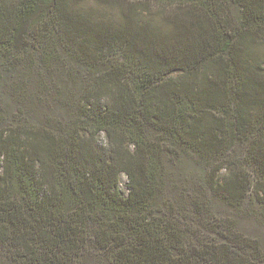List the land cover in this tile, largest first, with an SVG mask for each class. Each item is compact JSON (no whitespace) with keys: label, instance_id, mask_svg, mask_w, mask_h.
<instances>
[{"label":"trees","instance_id":"trees-1","mask_svg":"<svg viewBox=\"0 0 264 264\" xmlns=\"http://www.w3.org/2000/svg\"><path fill=\"white\" fill-rule=\"evenodd\" d=\"M27 40L49 43V128L0 126L10 264H264L215 208L252 191L264 217V0H0V57ZM237 140L263 180L226 164Z\"/></svg>","mask_w":264,"mask_h":264},{"label":"rangeland","instance_id":"rangeland-1","mask_svg":"<svg viewBox=\"0 0 264 264\" xmlns=\"http://www.w3.org/2000/svg\"><path fill=\"white\" fill-rule=\"evenodd\" d=\"M109 12L111 13L112 10ZM112 14L116 15V12H112ZM47 46H49L48 42L39 44L38 41L27 40L12 57H0V113L2 114L0 126L4 129L20 125H38L49 128V62L42 55ZM263 47L264 45H262ZM9 85L12 87L10 88ZM246 154V146L237 140L228 153L226 164L229 161H233L235 164L245 163L243 158ZM184 157L191 163L192 155L184 154ZM207 161L201 160V165H207ZM195 164L196 162H193L192 165L195 167L197 166ZM245 164L250 170L254 183L259 179L263 180V177L259 172L254 171V167L250 163L249 165ZM228 167L227 165L222 169L221 178H224L229 172ZM170 172L167 189L173 190L178 186L176 181L183 182V177L174 168H170ZM127 182L126 174L122 173L120 187L124 193L129 190ZM255 198V194L251 191L250 196L238 207L237 211H232L230 207L218 201L215 208L227 214L238 212L242 219L240 225L264 239V217L260 214ZM0 264H10L1 246Z\"/></svg>","mask_w":264,"mask_h":264}]
</instances>
